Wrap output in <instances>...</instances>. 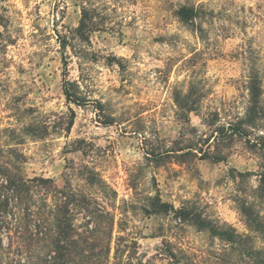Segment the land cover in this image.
I'll return each instance as SVG.
<instances>
[{"label":"rangeland","instance_id":"374dc122","mask_svg":"<svg viewBox=\"0 0 264 264\" xmlns=\"http://www.w3.org/2000/svg\"><path fill=\"white\" fill-rule=\"evenodd\" d=\"M198 3L214 15L201 22V38L174 15L184 0H0V164L25 180L50 179L61 189L67 181L86 197L93 219L76 211L74 224L79 234L87 222L97 232L88 258L76 250L70 264H264V200L257 195L264 153L251 146L264 123L247 129L250 143L235 136L219 146L224 162L166 159L158 166L147 159L243 118L251 74L261 80L264 102V0ZM90 5L98 27L81 41L73 30ZM63 58L70 89L85 105L65 100ZM189 90L198 107L183 114L174 99ZM109 117L114 124H102ZM84 165L105 185L89 186ZM156 195L249 239L231 245L190 218L149 213ZM242 206L259 218V231L246 225ZM1 242L0 264H48L30 255L39 246L17 254L3 234Z\"/></svg>","mask_w":264,"mask_h":264},{"label":"trees","instance_id":"16d2710c","mask_svg":"<svg viewBox=\"0 0 264 264\" xmlns=\"http://www.w3.org/2000/svg\"><path fill=\"white\" fill-rule=\"evenodd\" d=\"M199 1L201 0H197V2ZM197 2L184 0V4L174 11V15L180 23L190 27L192 31L200 33L201 38L204 31L201 22L206 17L213 18L214 15H212V11H206L203 3L197 4ZM96 17L97 10L94 7H91V5L90 7L82 6L79 24L73 30L75 37L81 41H86L88 33L95 31L98 27ZM62 63V91L66 102L75 106L85 105L86 100L79 99L70 89L71 83L67 79L66 59L63 58ZM246 90L248 101L245 114L243 118H237L236 123L228 126H215L211 138L186 144L182 140L175 141V147L167 148L162 152L150 151L146 154L148 155L147 159L158 166L163 165L166 159L179 164H186L195 160H209L213 163L224 162L227 155L217 150L219 146L225 142L230 144L235 136L250 143L247 129L258 127L264 123L262 85L256 74L248 76ZM191 97L192 91L189 90L187 94L183 96L178 94L174 99L176 107L183 114L197 110L198 102L191 99ZM74 118V112L71 111L67 130L72 127ZM181 120L188 123L186 115ZM102 124L111 126L114 124V119L112 117L106 118ZM212 125L209 124V127ZM211 139L215 143L213 150H211ZM200 142L204 145V148L199 146ZM251 146L264 153V136L258 135ZM83 170L85 171V182L89 186H94L97 183L105 185L93 168L84 165ZM260 170L257 195L264 200L263 164L260 165ZM49 200L51 204H49ZM149 207V213L167 215L173 213L174 217L181 223L187 222L190 218L191 223L200 230H209L215 237L231 245L237 244V240H241V243L244 244L249 239L246 236L236 235L230 228L223 230L221 227L214 226L211 222H206L198 216H189L186 210L176 211L172 205L162 202L158 195L150 200ZM76 211L84 212L88 221L93 219V212L89 209L86 197L80 196L70 189L67 181H65L64 188L61 189L50 179L34 178L25 180L20 175L18 168L14 166L6 167L0 164V247H2L1 236L3 234L8 238L9 246L16 247L17 254L23 252L30 254L33 251L32 249L39 246L40 252L30 255L40 257L48 264H70L73 262L74 252L78 250L77 254L85 261L84 259L88 258L86 249L88 246L92 248L89 241L96 234L97 227H89L90 223L87 222L86 230L79 234L74 224V212ZM240 214L251 230L259 231V218L254 215L251 207L242 206ZM109 228H112V220ZM79 236L81 240L78 242L77 237ZM108 250L107 246L105 253ZM243 256L249 255L244 252ZM259 263L262 264L261 261Z\"/></svg>","mask_w":264,"mask_h":264}]
</instances>
